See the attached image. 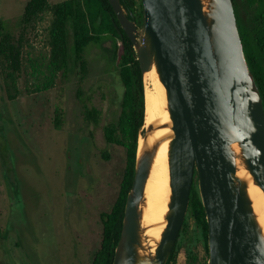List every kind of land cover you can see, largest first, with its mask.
<instances>
[{"label": "water", "instance_id": "obj_1", "mask_svg": "<svg viewBox=\"0 0 264 264\" xmlns=\"http://www.w3.org/2000/svg\"><path fill=\"white\" fill-rule=\"evenodd\" d=\"M108 1L133 43L143 81L154 67L170 119L146 125L143 120V147L138 149L137 139L112 264L166 263L195 174L207 222V264H264V233L248 194L250 181L264 192V109L232 0H141L139 39L120 1ZM166 127L169 134L148 143ZM167 139L171 194L165 226L150 252L142 225L144 189L154 155ZM239 167L249 177L238 175Z\"/></svg>", "mask_w": 264, "mask_h": 264}, {"label": "rangeland", "instance_id": "obj_2", "mask_svg": "<svg viewBox=\"0 0 264 264\" xmlns=\"http://www.w3.org/2000/svg\"><path fill=\"white\" fill-rule=\"evenodd\" d=\"M26 2L0 0L5 27L23 35L13 87L0 58V264H90L101 242L100 214L110 211L126 164L125 147L103 135L117 120L123 86L107 40L86 47L84 69L70 62L52 76V13L45 9L22 29ZM92 107L100 110L96 124L85 115ZM176 240L171 264H207V240L188 210Z\"/></svg>", "mask_w": 264, "mask_h": 264}, {"label": "trees", "instance_id": "obj_3", "mask_svg": "<svg viewBox=\"0 0 264 264\" xmlns=\"http://www.w3.org/2000/svg\"><path fill=\"white\" fill-rule=\"evenodd\" d=\"M119 1L127 16L133 19L136 0ZM232 4L244 54L259 89L264 109V0H232ZM139 5V13L142 15L141 1ZM48 8L52 13V20L47 29L52 76L55 70H65L70 62L77 63L80 69H84L83 53L86 47L91 43L100 45L107 40L108 50L116 63L118 78L123 86L117 120L104 126L103 135L106 142L125 147L126 164L117 197L110 211L100 214L101 242L90 263L112 264L121 229L125 198L133 178L137 139L143 132L141 128L145 114L144 81L133 43L120 26L108 0H63L51 6L47 0H27L19 19L22 29ZM4 24V20L0 19V58L7 67L9 83L13 87L15 75L21 67L23 35L15 37ZM51 82L52 77L49 83ZM13 96L14 94L8 93V97ZM85 115L96 124L100 110L92 107L85 111ZM107 157L108 155H104V158ZM195 178L196 174L190 189L188 211L194 222L200 226L206 241L207 222L195 186ZM176 241L165 264L175 261Z\"/></svg>", "mask_w": 264, "mask_h": 264}, {"label": "bare ground", "instance_id": "obj_4", "mask_svg": "<svg viewBox=\"0 0 264 264\" xmlns=\"http://www.w3.org/2000/svg\"><path fill=\"white\" fill-rule=\"evenodd\" d=\"M144 98H145V125L153 122H169V114L166 108L165 90L159 81L154 67L144 73ZM165 106V107H164ZM169 127L159 129L148 137V143L153 142L162 134H169ZM168 140H165L154 155L148 178L146 180L143 204L142 225L146 227L144 233L147 236L148 251L153 252L154 247L163 230L166 219L165 214L168 210V203L171 194L169 163L167 155ZM144 138L139 136L138 149L143 147ZM236 151L238 147L234 145ZM238 175L249 177L243 167H239ZM248 194L251 198L254 212L264 233V192L256 184L249 182Z\"/></svg>", "mask_w": 264, "mask_h": 264}]
</instances>
